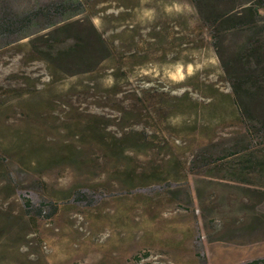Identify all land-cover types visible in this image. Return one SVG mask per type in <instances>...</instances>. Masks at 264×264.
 Returning a JSON list of instances; mask_svg holds the SVG:
<instances>
[{
    "label": "rangeland",
    "instance_id": "374dc122",
    "mask_svg": "<svg viewBox=\"0 0 264 264\" xmlns=\"http://www.w3.org/2000/svg\"><path fill=\"white\" fill-rule=\"evenodd\" d=\"M60 1L0 0V17ZM65 1H76L73 15L52 10L0 33V264L264 259V227L249 230L264 203L242 211L237 194L254 179L238 181L229 164L214 162L264 148L256 60L264 65V35L254 37L258 57L234 62L252 75L236 90L251 124L263 127L253 140L222 66L243 36L225 37L219 58L192 0ZM61 27L58 44L47 47L45 35ZM93 29L104 59L86 73L75 60H55ZM134 46L149 48L136 55Z\"/></svg>",
    "mask_w": 264,
    "mask_h": 264
},
{
    "label": "trees",
    "instance_id": "16d2710c",
    "mask_svg": "<svg viewBox=\"0 0 264 264\" xmlns=\"http://www.w3.org/2000/svg\"><path fill=\"white\" fill-rule=\"evenodd\" d=\"M234 0H192V4L195 6L196 14L199 21L204 24V26L209 30V36L213 43L215 50L218 52L219 58L222 41L225 37H231L236 34L243 36V42L239 47L233 46L229 49L231 51V56H229L228 61L222 63L227 79L229 80L231 87L233 88L232 101L235 107L238 117L246 125L247 122L249 126L247 127L248 135L252 136L251 139H258V135L263 130V127L255 128L249 121V112L244 108L241 98L239 97V90H236L237 85H241L244 88L251 80L252 75L246 74L243 69L242 71H236L234 67V62L236 58L247 61L252 57H258L262 52L263 45L257 42L254 37L256 35H264V0H241L239 7H233L231 4ZM76 1H60L54 6L44 7L36 11L34 15L26 14L22 17H0V33L10 32L13 28L22 27V29L28 27V17L41 15L46 18L48 13L52 10H59L65 14L70 12L69 5H74ZM220 4V5H219ZM219 5V6H218ZM75 6H81L80 3H76ZM77 14V13H75ZM73 13H69V16ZM94 28V27H93ZM65 27L55 28L48 32L43 39H46L44 44L49 46H56L58 44V39L60 32H64ZM64 33H62L63 35ZM88 31H83L81 33V40L75 41L73 46L68 47L65 51L57 53L55 60H75L78 63L80 69L77 70L78 73L88 72L90 64L96 63V58L101 56L106 51V46L98 35L96 30L93 29V35H89ZM166 35H169L167 33ZM91 37L95 40L91 41ZM133 47L132 53L136 55L145 54L149 47ZM123 59V54L120 58ZM223 60V59H222ZM262 64L260 66V73L258 79L264 78V65L262 61L258 60ZM246 66V65H245ZM243 68V66H242ZM254 78V77H253ZM240 88V87H239ZM147 97L144 95L139 97V101L146 105ZM259 133V134H258ZM214 162H222L227 165L224 169L230 172V177L238 181H250L253 178L254 181L251 184L250 189L237 190V194L241 197V202L239 206L242 211L248 210L249 213H254L257 204L264 203V148L260 149H249V148H238L228 153L222 155L220 158L214 159ZM209 165V162L207 163ZM252 182V181H251ZM253 185V186H252ZM31 207H28L30 209ZM28 223L29 222V219ZM3 222V217L0 218V223ZM249 230H253L256 227H264V217H254L250 221ZM240 264H264V259H255L252 261L240 263Z\"/></svg>",
    "mask_w": 264,
    "mask_h": 264
}]
</instances>
